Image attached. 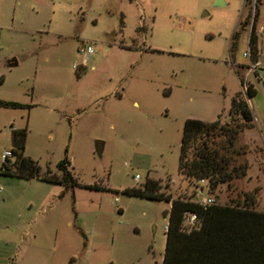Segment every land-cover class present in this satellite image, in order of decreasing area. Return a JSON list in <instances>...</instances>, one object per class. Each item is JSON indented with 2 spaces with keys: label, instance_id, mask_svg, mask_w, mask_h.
<instances>
[{
  "label": "rangeland",
  "instance_id": "rangeland-1",
  "mask_svg": "<svg viewBox=\"0 0 264 264\" xmlns=\"http://www.w3.org/2000/svg\"><path fill=\"white\" fill-rule=\"evenodd\" d=\"M214 2L0 0V101L20 104L0 105V165L24 130L40 174L65 160L75 180L0 174V264H162L169 202L123 189L151 178L195 200L199 184L178 171L183 123L241 122L228 113L236 94L253 125L231 143L202 135L232 174L210 194L264 212V0Z\"/></svg>",
  "mask_w": 264,
  "mask_h": 264
},
{
  "label": "trees",
  "instance_id": "trees-1",
  "mask_svg": "<svg viewBox=\"0 0 264 264\" xmlns=\"http://www.w3.org/2000/svg\"><path fill=\"white\" fill-rule=\"evenodd\" d=\"M245 23L244 20H239V28L242 29ZM239 33V29H235L231 35L230 52L236 46ZM256 44L255 34H249L248 45L252 47L254 55L257 53ZM245 92L249 98L254 95L255 90L247 85ZM0 105L20 106L14 101H0ZM228 113L231 117L233 115L236 119L240 118L241 122L220 124L219 118L209 122L187 118L182 127L178 171L185 177L194 178L197 183L202 179L206 181L209 193L218 183L229 181L232 174L227 170L228 158L209 147L202 135L225 134L231 143V139L239 130L253 125L247 101L239 94L232 97ZM24 137V130L12 131L14 147L11 149V155H14L15 159L12 162L7 158L2 160L0 174L23 178L39 177L65 186L75 184L74 177L67 168L69 163L65 160L57 163L60 174L49 171L40 174L39 165L23 155ZM189 153L191 158L188 159ZM238 173L243 174L244 170ZM158 189V181L147 178L143 187L125 188L123 192L169 202V210L165 211L168 213V219L162 264H264V212L246 205L221 204L216 201L202 206L195 202L194 198H172ZM185 213L195 214L199 221L198 225L189 231L183 229Z\"/></svg>",
  "mask_w": 264,
  "mask_h": 264
},
{
  "label": "built area",
  "instance_id": "built-area-1",
  "mask_svg": "<svg viewBox=\"0 0 264 264\" xmlns=\"http://www.w3.org/2000/svg\"><path fill=\"white\" fill-rule=\"evenodd\" d=\"M78 51L80 52V54L83 58V62L86 61L88 56L93 54V48L90 44H86V45L80 47L78 49ZM247 55L250 56L249 47H248V52L245 54V56H247ZM8 156H11L10 150H4L1 154L2 160L7 158ZM138 178H139V176L136 174L134 176V179L138 180ZM198 184H199V192L197 193L196 199L194 201L197 202L198 204L202 205V206H207V205L214 203V197L208 192L207 186H206V183L204 182V180L203 179L200 180L198 182ZM116 200H117V198L115 199V201ZM198 222L199 221H198L195 214L185 213L184 220H183V229L186 231H189V230L193 229L194 227H196L198 225Z\"/></svg>",
  "mask_w": 264,
  "mask_h": 264
},
{
  "label": "water",
  "instance_id": "water-1",
  "mask_svg": "<svg viewBox=\"0 0 264 264\" xmlns=\"http://www.w3.org/2000/svg\"><path fill=\"white\" fill-rule=\"evenodd\" d=\"M223 2H222V0H215V2H214V5H221ZM16 62H15V60L13 59L12 60V63L11 64H15ZM101 142L99 141V142H97V151H100L101 150Z\"/></svg>",
  "mask_w": 264,
  "mask_h": 264
}]
</instances>
